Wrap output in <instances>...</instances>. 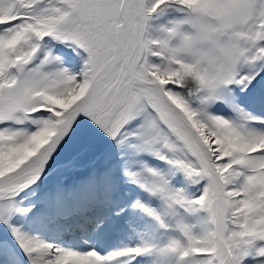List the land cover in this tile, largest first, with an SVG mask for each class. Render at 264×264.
Listing matches in <instances>:
<instances>
[{"label":"snow or ice","instance_id":"obj_1","mask_svg":"<svg viewBox=\"0 0 264 264\" xmlns=\"http://www.w3.org/2000/svg\"><path fill=\"white\" fill-rule=\"evenodd\" d=\"M0 264H264V0H0Z\"/></svg>","mask_w":264,"mask_h":264},{"label":"bare ground","instance_id":"obj_2","mask_svg":"<svg viewBox=\"0 0 264 264\" xmlns=\"http://www.w3.org/2000/svg\"><path fill=\"white\" fill-rule=\"evenodd\" d=\"M116 234L114 233V236H115Z\"/></svg>","mask_w":264,"mask_h":264}]
</instances>
